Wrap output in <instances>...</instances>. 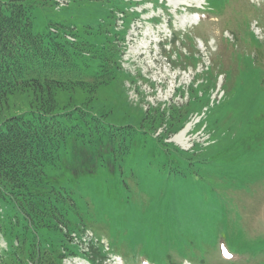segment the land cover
I'll return each instance as SVG.
<instances>
[{
    "label": "rangeland",
    "instance_id": "1",
    "mask_svg": "<svg viewBox=\"0 0 264 264\" xmlns=\"http://www.w3.org/2000/svg\"><path fill=\"white\" fill-rule=\"evenodd\" d=\"M56 1L33 8L35 33L61 25L78 41L93 42L110 29L109 5ZM133 1L129 11L140 15L115 42L125 74L97 88L96 112L110 110L117 124H136L144 110L167 117L169 108L184 111L194 100L192 83H202L200 93L208 90L209 98L201 109L189 108L183 126L154 123L152 137L186 152L189 161L166 157V146L153 150L147 136L120 174L102 167L72 179L69 166L45 169L51 184L72 192L70 226L84 224L87 237L125 264H264V0H217L212 10L209 0ZM122 28L116 17L114 31ZM32 98L16 92L4 112H25ZM55 99L59 106L79 105L84 93L59 91ZM222 245L232 260L221 259ZM121 261L109 254L102 264ZM65 263L89 264L82 257Z\"/></svg>",
    "mask_w": 264,
    "mask_h": 264
},
{
    "label": "trees",
    "instance_id": "2",
    "mask_svg": "<svg viewBox=\"0 0 264 264\" xmlns=\"http://www.w3.org/2000/svg\"><path fill=\"white\" fill-rule=\"evenodd\" d=\"M87 1L109 5L110 29H105L102 39L95 35L93 42L78 41L61 25L55 32L51 28L45 33L33 31V8L53 6L55 0H0V235L7 245L0 264H59L62 250L72 254L76 249L69 245L70 235L83 230V224L70 226L69 214L76 210L72 192L51 184L45 169L69 166L72 179L102 167L120 174L148 138L154 141L153 150L169 149L166 157L189 160L186 152L152 137L154 123L175 129L178 122V127L183 126L189 108L201 109L203 101H208V90L200 93L202 83H192L194 100L190 99L184 111L175 106L167 110L166 117L164 111L154 115L144 110L136 116V124L113 123L108 109L98 114L97 88L124 76L115 42L124 39L131 21L140 14L129 11L136 4L133 0ZM209 1V8L217 7L213 5L217 0ZM116 10L123 21L119 32L114 31ZM249 35L255 46H261L252 32ZM204 72L213 74L209 67ZM76 90L84 93V102L57 104V92ZM25 91L33 95L30 107L6 114L9 96Z\"/></svg>",
    "mask_w": 264,
    "mask_h": 264
},
{
    "label": "snow or ice",
    "instance_id": "3",
    "mask_svg": "<svg viewBox=\"0 0 264 264\" xmlns=\"http://www.w3.org/2000/svg\"><path fill=\"white\" fill-rule=\"evenodd\" d=\"M221 248H222V251H223V255H224V257H226V258H231V257H230V253H229L227 250H224L223 245L221 246Z\"/></svg>",
    "mask_w": 264,
    "mask_h": 264
}]
</instances>
